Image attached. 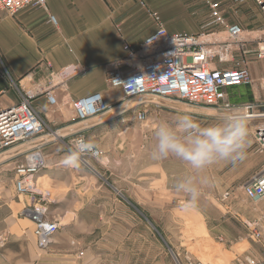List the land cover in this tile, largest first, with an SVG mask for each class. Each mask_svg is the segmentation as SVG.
Listing matches in <instances>:
<instances>
[{
    "label": "crops",
    "instance_id": "0c3cea01",
    "mask_svg": "<svg viewBox=\"0 0 264 264\" xmlns=\"http://www.w3.org/2000/svg\"><path fill=\"white\" fill-rule=\"evenodd\" d=\"M213 1L219 3L224 19L223 25L210 26L219 32L215 35L225 37L224 25L238 23L247 40L264 36V14L252 0ZM152 12L171 34H196L211 20L204 0H46L45 7L27 6L13 16L0 10V106L16 104L26 96L48 127L52 125L61 131L68 126L67 114L73 100L99 92L106 102L119 101L121 91L109 86L108 70L113 62L126 55V44L137 47L156 29ZM51 15L56 19L55 24L49 19ZM247 46L254 48L250 42ZM248 58L253 79L257 76L255 67L261 68L262 64L256 63L259 61L254 59L253 53ZM232 65L230 61L217 63L219 68ZM252 89L255 102L261 101L264 92H259L257 84ZM48 93L57 100L58 105L53 110L49 108ZM184 105L175 100L165 101L158 113L175 114L173 116L188 113L207 122L216 110ZM84 134L86 136V132ZM22 152L0 167L13 169L20 158L22 162ZM240 161L245 170L238 168L240 164L232 163L233 169L225 174L234 183L248 181L264 166V153L251 137L246 155ZM61 166L63 169L55 175L71 168ZM64 177H55L57 179L49 182L59 187L51 203L59 208L53 218L60 225L49 248L36 255L32 240L24 245H8L4 240L0 264H143L140 241L125 239L114 243L110 238L112 230L142 227V201L136 199H141L142 191L137 178H134V186H126L133 195L128 196L125 187H117L107 179L102 182L105 187L95 191L94 178L82 180L77 186V178L71 182ZM12 179L14 187V177ZM85 185L92 194L103 195L102 203L93 195L79 200L76 190ZM156 187L153 192L157 194L174 195L169 193L170 188ZM214 198L208 203L204 197L202 204L193 208L181 207L182 211H188L185 216L195 220L198 229L203 230L200 236L186 239V235L179 234V224L166 222L167 235L173 233V241L167 236L164 264H250V209L240 207L235 192L222 193L221 189ZM154 201L160 203L158 197ZM151 224L158 227L154 220ZM191 228L190 233L194 231ZM100 230L109 236L95 240L91 233ZM222 248L232 257L227 259ZM125 249L133 253L128 256Z\"/></svg>",
    "mask_w": 264,
    "mask_h": 264
},
{
    "label": "built area",
    "instance_id": "2783aa9c",
    "mask_svg": "<svg viewBox=\"0 0 264 264\" xmlns=\"http://www.w3.org/2000/svg\"><path fill=\"white\" fill-rule=\"evenodd\" d=\"M204 1L211 20L201 26L200 32L196 34H171L157 14L150 13L156 22V29L139 46L130 47L126 44V55L113 62L108 70L107 82L121 91V99L114 105L108 104L104 96L97 92L69 104L67 125L70 127L68 133L73 134L72 141L80 137L87 140L85 123L110 110L124 112L132 108L134 118L144 122L148 119L149 110L161 109L165 101L175 100L217 110L235 106L227 100L225 90L252 84L248 57L251 51L254 59L264 62V36L249 41L238 23L224 25L225 37L215 35L219 32L210 26L224 24L219 3ZM252 1L264 14V0ZM27 6L45 7L46 0H0V10L10 16ZM49 19L56 23L54 16L51 15ZM249 42L254 45L252 50L247 46ZM229 61L233 67L217 66V63ZM47 101L49 106L58 105L51 93L47 94ZM236 106L245 111L250 119L264 117V112H260L255 103ZM70 121L84 125L73 130L76 123ZM47 130L50 135L60 132L48 127L28 97L23 96L13 105L0 106V164L13 161L11 159L23 151L22 162L13 165L14 189L19 196L27 195L31 199L30 203L24 204L20 213L33 224L36 247L40 251L49 248L60 227L58 221L49 217L47 206L52 202L50 193L38 187L37 176L48 166L42 151L48 140L28 143L31 138L44 135ZM250 133L258 149L264 153V122L253 125ZM101 157L103 152L98 148L94 153L83 155L79 162L89 165L90 158ZM241 189L243 195L253 202L264 200V166L244 182ZM261 228L260 220L250 221L249 236L260 240Z\"/></svg>",
    "mask_w": 264,
    "mask_h": 264
},
{
    "label": "rangeland",
    "instance_id": "374dc122",
    "mask_svg": "<svg viewBox=\"0 0 264 264\" xmlns=\"http://www.w3.org/2000/svg\"><path fill=\"white\" fill-rule=\"evenodd\" d=\"M257 61L259 62L256 63L262 64V66L261 68H258V65L255 67L257 76H253V85L255 86L257 84L259 92L262 94V92H264V62L260 60ZM231 67H233V65ZM253 85L247 84L227 88L225 90L227 100L235 106L255 103L258 105L259 111L264 112V95L260 98L261 101L255 102L252 95ZM119 97H121V92ZM117 102L118 101L107 103L114 105ZM49 108L53 110L54 106H49ZM68 110L70 111V109ZM131 110L132 108L124 112H121L119 109L110 110L104 112L99 117L88 120L85 123L87 124V128L85 129L86 138L98 144L103 152V157L98 159L90 158L88 160L89 165L79 162L76 166L71 167L63 173L60 172L58 175H55V173L57 174V172L63 169L61 166V164H63L62 158H64L73 140V134L68 133L70 127L65 126L66 129H62L60 132L52 135H50L49 130H47L44 135L31 138L28 143L48 140L42 148L43 153L46 155L48 166L42 170L37 177L38 187L47 190L52 200L57 196L59 187L49 184V182L51 179H61L62 176H65L64 178L66 179L69 178L71 182H75V178H77V186L82 183V180L94 178L95 181L92 187H96L94 189L95 191H98V187L103 189V187H105L104 183H102L103 179H107L108 181H113L114 185L117 187H125L123 189L127 190L126 194H128V196L132 194L130 193L131 190L127 188L128 186H134V178H137L139 183L138 187H140L142 191L140 195L141 199L140 197L136 198L137 201H142L141 211L144 217L142 227L140 229L137 226L136 230L134 226L112 230V232H110V238L114 243L117 241L122 242L125 239H127V241L137 239V241L142 243L140 249L143 256V264H164L166 259L164 257L163 248L166 247L165 241L168 236V231H166L165 226L166 222L179 224L177 225L180 229L179 234L186 235L185 238L189 240L193 239L194 236H200L203 230L198 229L195 220H190L185 216V213L188 211H186V209L182 211L181 209V207L185 205V197L174 191V184L177 178L189 171L188 166L175 157L153 160L150 156L154 144L151 130L159 120L172 121L176 117L173 116L175 114H160L158 113V109H151L148 112V119L144 122H139L134 118ZM216 111L217 109L215 113ZM176 115L178 116L179 114ZM212 117L213 116H211L210 119ZM70 122L76 123L74 127H72L74 128L73 130H77L84 125V123H78L76 121ZM263 122L264 117L249 118V127L252 129L253 125ZM49 128L54 130V126L52 125ZM250 137L256 145L251 133ZM21 159L22 158L19 159L18 163L21 162ZM233 164H240L238 168L245 170L242 161L239 160ZM63 166L65 165L63 164ZM231 168L233 169L232 162H220L211 166L206 171L205 175L209 178V183L204 188L203 194L196 206L202 204L204 197H206L208 203L212 202V199L215 200V194L221 189L222 193L231 191L238 194V202L241 203L240 207L250 209V221L254 219L260 220L262 227V237L260 240L257 241L250 237V264H264V201L257 203L246 198L241 189L243 182L234 183L225 175L230 172ZM12 170L11 167L6 169L3 166L0 167V252L3 249V238H5L4 243L8 245H14L16 243L24 245L31 240L35 243L33 224L20 213L24 204L30 203L31 199L27 195L19 196L16 193L13 187L12 178L14 176ZM47 172L50 173L51 177L50 175L45 176ZM130 180H132V184ZM156 186H161L160 188H170L172 191L169 193H173L174 195H168V193L157 194V191L153 192V190H156ZM76 191L79 194L80 201L82 197L85 199L90 197V195H93L95 200L99 201V203H102L104 200L102 194H92L90 189H87L86 185ZM168 196H170V200H167ZM156 197L160 200L159 204L154 203ZM101 205L104 206V204ZM47 207L49 217L53 218L56 216L59 208H56L55 203H50ZM173 217L175 218L173 219ZM152 220L158 224V227L151 224ZM237 222L238 221H235V223L241 227L239 222ZM191 227L194 229L192 233L189 232V230L192 229ZM177 234L178 232L175 230V235ZM91 236L95 240H98L102 237H108L109 235L107 232L100 230L92 232ZM168 237L172 240L173 233H169ZM181 241L184 242L185 240L182 239ZM181 248L184 249L185 247L181 246ZM118 251L119 249L116 253H118ZM125 251L128 256L130 253H133V251H128L126 249ZM42 252L43 251H40L36 247L35 243L36 255ZM222 254L227 259L232 257L231 253L224 248H222ZM11 258H14V254L11 255ZM201 258L204 259L203 257Z\"/></svg>",
    "mask_w": 264,
    "mask_h": 264
},
{
    "label": "clouds",
    "instance_id": "9594fccd",
    "mask_svg": "<svg viewBox=\"0 0 264 264\" xmlns=\"http://www.w3.org/2000/svg\"><path fill=\"white\" fill-rule=\"evenodd\" d=\"M151 131L153 160L175 157L188 166L189 171L174 184V191L185 197V208L197 205L209 183L206 171L220 162L235 163L244 159L250 143L249 118L237 106L219 108L207 122L182 113L172 121L159 120ZM98 148L95 141L77 138L62 162L74 167L83 155L94 153Z\"/></svg>",
    "mask_w": 264,
    "mask_h": 264
}]
</instances>
